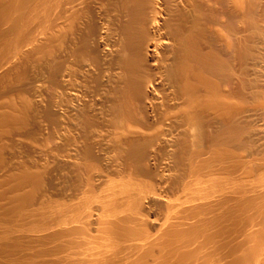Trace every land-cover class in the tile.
<instances>
[{
  "label": "bare ground",
  "instance_id": "bare-ground-1",
  "mask_svg": "<svg viewBox=\"0 0 264 264\" xmlns=\"http://www.w3.org/2000/svg\"><path fill=\"white\" fill-rule=\"evenodd\" d=\"M263 22L264 0H0V264H264Z\"/></svg>",
  "mask_w": 264,
  "mask_h": 264
},
{
  "label": "rangeland",
  "instance_id": "rangeland-1",
  "mask_svg": "<svg viewBox=\"0 0 264 264\" xmlns=\"http://www.w3.org/2000/svg\"><path fill=\"white\" fill-rule=\"evenodd\" d=\"M260 29H261L260 32L262 31L261 32V35L262 34L263 35L261 37L260 36H257V39L256 40H258V41L257 42L255 41V44L256 45L254 44L255 45L254 48L256 49V51H258V52L255 53V56L258 55L256 57H257V59L258 58L259 59L256 60L255 57L253 56V57H251V60L254 61V62H251V60L248 61L247 72H248V70H249V72L247 74V80H249L251 83L252 82L255 83L254 85H257V84L258 85H261V84H263V86H264V22L262 24V27L260 25ZM257 47H259V50H258ZM259 51H261V53ZM254 63H256L257 65L254 64ZM249 103H250V105H249ZM249 103H248V106L249 107L247 109L249 112H247V114L249 113L250 116H251V114L253 113L252 114L253 117H250V118L257 119L258 117H260L258 120H256V125H258V124L260 125V128L258 127L259 130L261 129L260 130V133L257 135V133L254 130H253L254 132H251V134L254 135L255 137L257 136L256 137L257 139H256L254 136L251 135L252 139L254 138L253 141H255V142H253V144H256L257 143L256 146L254 145L255 147H257V146L264 147V121H263L264 120V115H263L264 111L261 112L262 109L255 108V105L253 104V102H249ZM252 107H253V109H252ZM254 109H256V110L254 111ZM250 111H251V113H250ZM257 113H258V115L259 114H261V115L257 116ZM256 116H257V118H256ZM261 117H262V119H261ZM258 136L261 137V140H259L260 137H258ZM260 141H262V143ZM259 143H261V145Z\"/></svg>",
  "mask_w": 264,
  "mask_h": 264
}]
</instances>
